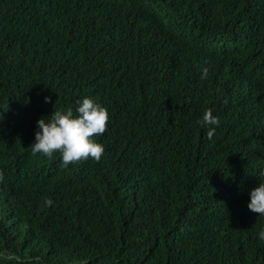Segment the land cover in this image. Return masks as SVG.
<instances>
[{"label":"trees","instance_id":"trees-1","mask_svg":"<svg viewBox=\"0 0 264 264\" xmlns=\"http://www.w3.org/2000/svg\"><path fill=\"white\" fill-rule=\"evenodd\" d=\"M84 97L109 113L101 159L33 155L37 121ZM262 170L264 0H0V253L264 264Z\"/></svg>","mask_w":264,"mask_h":264},{"label":"clouds","instance_id":"clouds-1","mask_svg":"<svg viewBox=\"0 0 264 264\" xmlns=\"http://www.w3.org/2000/svg\"><path fill=\"white\" fill-rule=\"evenodd\" d=\"M208 68L202 70L201 79L208 76ZM51 102L50 97L45 98ZM74 115L72 108L66 110L57 109L47 117L37 121L38 130L35 133V141L30 146L32 154H43L52 158L54 153H59L63 166L67 167L72 163H80L88 159L99 161L104 153V146L98 143L93 137L102 136L108 126L109 113L106 107L94 101L90 97H84L78 102ZM198 123L208 127L207 137L212 139L220 120L214 116L211 109L203 113ZM260 184L252 189L250 193V211L264 216V170L260 171ZM3 180V173L0 172V181ZM53 201L46 199L45 206H52ZM259 239L264 241V229L258 233ZM5 259L17 261V264H24L19 255L4 254ZM39 257H35L39 261Z\"/></svg>","mask_w":264,"mask_h":264}]
</instances>
